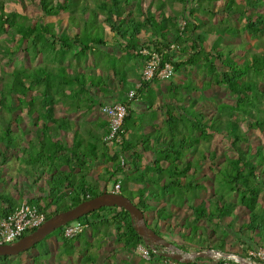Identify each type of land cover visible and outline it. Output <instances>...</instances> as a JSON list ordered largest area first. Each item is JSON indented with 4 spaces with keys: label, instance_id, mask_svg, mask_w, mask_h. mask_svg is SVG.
Returning <instances> with one entry per match:
<instances>
[{
    "label": "trees",
    "instance_id": "obj_1",
    "mask_svg": "<svg viewBox=\"0 0 264 264\" xmlns=\"http://www.w3.org/2000/svg\"><path fill=\"white\" fill-rule=\"evenodd\" d=\"M12 1L23 11L8 10L0 0L1 52L12 57L23 49L25 56L44 58L47 64L29 71L4 72L0 68V73L6 74L5 79L0 78V186L4 183V167L16 158L25 165V178H33L37 188L26 203L44 213L45 221L100 196L112 182L113 186L120 184L119 194L143 213L147 226L160 237L174 217L173 210L185 208L190 217L180 227L184 231L182 239L195 252L229 254L224 241L211 242L201 222L218 226V233L230 234L240 245L234 255L241 259H246L249 251L264 249V147L259 141L264 136V0H28L38 7L36 12L26 11L25 0ZM243 36L256 39L258 50L242 46L238 56L231 47L221 48L224 38L239 41ZM143 51L159 56L160 66L171 64V79H181L186 73L188 83V74L197 67L212 79L169 85L162 107L166 110L165 130H154L150 163H145L144 155L136 151L139 146L146 148L147 141L139 144L124 139L135 125L129 122L132 102L158 82L143 83L131 101L126 100L127 96L123 98L134 88L135 74L140 76L148 59ZM89 56L98 60L97 69L86 73L62 66L66 57L79 61ZM52 62L58 66L48 65ZM111 82L119 87L121 104L126 107L118 147L103 143L90 126L85 130V140L58 109L71 106L70 102L78 107L83 96V103L92 96L105 100ZM221 87L226 88L233 105H213L208 111L193 101L189 106L184 104L183 92L188 98L199 92L205 100L210 90ZM93 103H88L90 113L95 108ZM100 127L105 131L107 124ZM215 139L225 140L235 156L224 157L221 166L215 163L216 153L205 149ZM157 144L161 148L156 149ZM190 153L199 154L202 164L211 165L212 175L203 179L211 180L212 188L215 186L212 199L189 197L205 190L198 177L202 164L195 167L183 161ZM129 184L135 186V192L128 189ZM231 195H236L235 203L226 198ZM20 204L0 187V220L14 213ZM237 208L245 214L239 224L234 222ZM75 222L85 225L86 230L67 239L64 231L68 224L46 237L44 246L53 238L60 245L59 257L78 253L82 264H97L94 251L103 240L115 237L120 252H135L143 246L148 250L149 262L167 260L144 245L129 214L122 209H101ZM215 233L212 230V235ZM44 246L31 258L33 264H44L50 258ZM177 246L188 253L185 247ZM12 258L2 257L0 264ZM205 261L209 259L197 258L189 264ZM120 263L129 264L124 260ZM216 264L237 263L220 259Z\"/></svg>",
    "mask_w": 264,
    "mask_h": 264
},
{
    "label": "rangeland",
    "instance_id": "obj_2",
    "mask_svg": "<svg viewBox=\"0 0 264 264\" xmlns=\"http://www.w3.org/2000/svg\"><path fill=\"white\" fill-rule=\"evenodd\" d=\"M1 1L5 3L6 9L22 13L23 11L22 8L19 5H17V3H14L12 0H1ZM23 4L26 7L27 12L32 11V10H35L36 12L38 10V7L35 8L34 6L30 5L28 0H25ZM219 7H220V3H217L216 8H219ZM175 9L177 11L179 10L178 7H175ZM3 45L4 47H8L7 43H3ZM257 45H258V41L256 39L253 40L249 36H243L239 41H234L229 38H224L221 42L222 49L225 50V47H231L232 49L236 50L235 54H237L238 56L242 54L241 51H239V47L243 46L245 50L249 49V50L257 51L258 50ZM14 47H17V44H14ZM22 51L23 49H21L17 55L10 57L11 54H7V52L5 51L1 52V48H0V68L5 69L4 72L21 71V70L29 71L37 67H40V66L43 67L44 64L46 63L44 58L40 59L39 57H37L36 59L33 60L31 59L30 56H25V54H22L23 53ZM3 53H6V55ZM64 60L65 61L62 62V66L71 71H73V69L75 68L88 71L87 70L88 68L95 69L98 65V60L95 58V56H89L86 59H82L79 61H74L70 57H66ZM9 61L11 64H8ZM87 61H89L90 63ZM48 65H50L53 68H56L58 66L57 62H52L51 64H48ZM201 71H202L201 67H197L195 70L190 72V74H188V76H191L190 80L195 82L196 84H199V81L211 82L212 80L211 77H209L206 73H202ZM184 75L185 76H183L181 79L180 78L176 79L174 77L173 79H170L168 81H163V82L160 81L158 82L159 85L157 86L161 87L160 89L163 90L164 92L163 94L166 95L167 89L169 88V85L172 82L176 81L178 83H181V82L187 83L186 73H184ZM5 77H6L5 73L4 75L0 73L1 79H5ZM139 79H140V76L139 78H136V81L134 82V88H133L134 90H135L136 84L139 81ZM191 81H188L187 84H190ZM133 89L130 91H133ZM261 89L262 90L264 89V82H263V85H261ZM36 90L37 89H34V91ZM183 95H185V99H186L184 100L185 105L189 106L191 101H193V103H195L194 105H197V106L200 105L205 110H208V111L210 109H213V105H218V104H226L230 106L233 105L230 95L228 91L226 90V88L224 87L210 90L205 100H203V98L199 96V95L203 96L202 94H199V92L191 93L189 95V98L186 96V94H184V92H183ZM150 96H152V94H150ZM99 109L100 107H96L94 112L92 113V117H94L95 119H98L100 116H102L100 114ZM225 114H226V111H223L222 116L226 118ZM255 139L258 140L257 138ZM259 141H260V144L264 147V136H261L259 138ZM205 149H208V151L210 152L214 151L216 153L215 163H218V165L220 166L224 164V160H223L224 157L226 158L235 157L233 155V151L230 149L227 142L222 139L213 140L211 144L207 146V148ZM151 159L152 157L150 154H146V155L144 154L145 163H150ZM183 161L192 162L195 165V167H198L199 165L202 164L201 157L197 153L193 155L191 153L187 154L183 158ZM196 161H198L197 166H196ZM201 166H203V169L200 172L201 176L198 175V177H201V181H203L201 182V184L205 187V190L200 191V192L195 191L193 194H190L189 197L194 198V199L199 198L200 200L212 199L213 198L212 193L214 192L215 186L214 188H212L213 186L211 185L212 183L211 180H209V182H205V180L203 179L207 176L212 175L211 172L209 171V169L211 168V165L210 163L205 162V164H202ZM23 168H25V165L21 162V160L19 161L16 158L10 159L7 165L3 169V175L1 176V179H4V183L0 186L2 192H4L5 194H9L13 199L20 201L21 202L20 206L27 204L26 203L27 198L30 197L32 190L35 187L32 183L33 178H25L24 172L22 170ZM212 170L214 171V173L216 172L215 167H213ZM128 187L133 189V191L135 192V186H133L132 184H129ZM112 188H113V183L109 182L106 186L107 192H110ZM219 190H223V189L220 188ZM227 197H228V201H231L233 203L236 202V198H237L236 195H231L230 197L226 196V198ZM262 204H263V201H262ZM49 211H52V210H49ZM173 212H174V217L171 218V220L163 228V232H164L163 238L165 239V241L173 244L176 247H178L177 245L185 247L186 249L189 250L188 251L189 253H197L195 252V248H193L192 246L188 245V243H185L183 241L182 233H184V231L181 230L180 228L183 225L185 218L190 217V212H188L185 208L181 210H173ZM234 217H235L234 222L239 224L240 222L244 221L245 214L243 213L242 210L237 208L234 211ZM72 223H75V222H72ZM200 225L205 227L208 230L207 233L212 243L215 244L219 240L224 241L226 244V249L229 253L226 255H229L231 257H237L236 255L234 256V254L239 252L240 245L237 244V242L233 239V237L230 234L226 232L218 233L219 228L216 225L213 226V225L207 224L206 222H201ZM212 230L216 232L215 233L216 236L212 235ZM114 243H115V237L111 239H106V240H103V242H101V246L97 251H94L93 253V250H91L94 255H97V259H98L97 264H113L116 261L118 264H121L120 262L122 260L127 261V263L129 264H168V260L163 261L160 259H155L149 262V259L148 260L142 259L141 256L138 255L136 252H131V253L128 251L120 252V247L116 246ZM43 246H44V242H42L41 245H38L35 248V250H31L28 253L22 254L20 257L19 256L14 257L10 259L8 262H4L1 264H33L31 261V258L37 256L38 251L41 250ZM44 247H47L49 252L51 253L50 258L47 261H45L44 264H82L78 253H74V255L72 256L61 255L59 257L58 254L61 251L60 245L56 244L53 238L48 240L45 243ZM260 249H263V248H260ZM249 252H247V254ZM114 253H115V256H114ZM116 253L118 254V256L116 255ZM110 255L114 257L108 258ZM231 257L229 259L225 258V260L234 261L235 263L239 264L237 261H235L237 259H232ZM220 259L224 260L223 257H215V258H210L209 262L205 261V262L198 263V264H216L217 261ZM246 259H247V255H246ZM246 259H242V260L245 261Z\"/></svg>",
    "mask_w": 264,
    "mask_h": 264
},
{
    "label": "built area",
    "instance_id": "obj_3",
    "mask_svg": "<svg viewBox=\"0 0 264 264\" xmlns=\"http://www.w3.org/2000/svg\"><path fill=\"white\" fill-rule=\"evenodd\" d=\"M173 48V47H171ZM142 54L147 56L143 64V70L140 79L136 84L135 90L139 89L145 82L156 80L158 82L168 81L173 76V67L165 63L160 66V58L155 54H148L143 51ZM135 90L130 91L127 95V101L135 97ZM100 114L106 119V134L103 137V143L113 144L118 147L122 143L121 134L123 132V122L126 117V107L123 104L104 105L99 109ZM107 191V190H106ZM120 184L113 186L110 193L119 194ZM45 222V215L39 212L36 206L24 204L18 207L10 216L0 220V246L11 245L20 240L25 234L35 231ZM86 230V226L81 223L69 224L64 231V237L72 239ZM135 252L142 259L148 260V250L143 246H138ZM235 259V257H231ZM237 261V260H235ZM234 262V261H233ZM246 263L264 264V250L258 249L247 254ZM168 264L176 262L168 260Z\"/></svg>",
    "mask_w": 264,
    "mask_h": 264
},
{
    "label": "water",
    "instance_id": "obj_4",
    "mask_svg": "<svg viewBox=\"0 0 264 264\" xmlns=\"http://www.w3.org/2000/svg\"><path fill=\"white\" fill-rule=\"evenodd\" d=\"M105 208H118L127 212L138 236L142 238L144 245L157 252L164 259L171 260L177 264H189L195 259H210L215 257L230 258L229 255L219 254L214 250L199 253H185L178 247L165 241L163 237L157 235L145 223L143 213L127 198L120 194L107 192L100 196L84 201L74 208L58 213L46 220L39 228L11 245L0 246V258L16 257L33 249L50 234L66 225L75 222L89 214ZM158 249V251L156 250ZM162 250L163 253L160 252ZM239 264L246 263L239 257H235Z\"/></svg>",
    "mask_w": 264,
    "mask_h": 264
},
{
    "label": "crops",
    "instance_id": "obj_5",
    "mask_svg": "<svg viewBox=\"0 0 264 264\" xmlns=\"http://www.w3.org/2000/svg\"><path fill=\"white\" fill-rule=\"evenodd\" d=\"M89 62V61H87ZM90 63V62H89ZM76 69V68H75ZM73 69V70H75ZM78 71H85L82 69H76ZM88 71H85L86 73L91 71L92 68H88ZM141 71V70H140ZM136 78H139V74H135V79L133 80V83L136 81ZM159 85L158 82L152 83L149 86V89L144 91L141 96L134 102H132L130 110L131 114L129 115V122L133 125V127L128 130V133H125L124 139L127 141L131 140L134 143L137 142L140 144L143 141H147L146 148H142L139 146L136 151L139 154H150L151 157L153 154V147L155 144L154 140V130H160L164 131L165 126H164V118H165V113L166 110H163L162 107L165 105V100L164 97L165 95L163 94V90H161V87H158ZM111 92L109 93L107 98L105 100L100 99L98 97H90L88 99V102L83 103L82 101L86 99V97H80L81 100L78 102V107L74 108L72 106V102H70V105L72 106H59V114L62 118L65 120L69 121L72 125H75V128L78 129L79 135L86 139V134L85 130L90 126L89 129H91L92 133H97L98 136H100L103 140V137L105 136V131L102 130L100 127L103 123H106V119L103 116H100L98 119H95L92 117V113L94 112L95 108L102 103L103 105H113V104H121V100L119 98V87H116V84L114 82H111L109 84ZM134 90V89H133ZM152 94V96H150ZM127 95H124L123 98H125ZM127 100V99H126ZM124 99V101H126ZM94 101L95 108L93 109L92 113L87 109L88 103ZM172 101H169L168 104H170ZM92 107V106H91ZM105 133V134H104ZM69 135V139H70ZM149 137V139H146ZM156 149L161 148L160 145L155 146ZM158 151V150H157ZM152 160V159H151ZM150 160V161H151ZM100 170V169H99ZM94 175V174H92ZM201 178V177H200ZM134 186V185H133ZM129 190H133L128 187ZM37 190V188H33L32 193ZM31 193V194H32ZM31 196V195H30ZM194 248V247H193ZM189 253V252H188ZM235 256V255H234Z\"/></svg>",
    "mask_w": 264,
    "mask_h": 264
},
{
    "label": "flooded vegetation",
    "instance_id": "obj_6",
    "mask_svg": "<svg viewBox=\"0 0 264 264\" xmlns=\"http://www.w3.org/2000/svg\"><path fill=\"white\" fill-rule=\"evenodd\" d=\"M162 250H160V252H161ZM161 253H163V252H161Z\"/></svg>",
    "mask_w": 264,
    "mask_h": 264
}]
</instances>
